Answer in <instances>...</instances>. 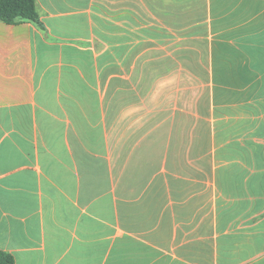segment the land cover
<instances>
[{
    "label": "crops",
    "instance_id": "1",
    "mask_svg": "<svg viewBox=\"0 0 264 264\" xmlns=\"http://www.w3.org/2000/svg\"><path fill=\"white\" fill-rule=\"evenodd\" d=\"M35 2L0 20V250L264 264V0Z\"/></svg>",
    "mask_w": 264,
    "mask_h": 264
},
{
    "label": "trees",
    "instance_id": "2",
    "mask_svg": "<svg viewBox=\"0 0 264 264\" xmlns=\"http://www.w3.org/2000/svg\"><path fill=\"white\" fill-rule=\"evenodd\" d=\"M0 20L6 23L33 22L42 26L35 0H0ZM12 254L0 250V264H13Z\"/></svg>",
    "mask_w": 264,
    "mask_h": 264
}]
</instances>
